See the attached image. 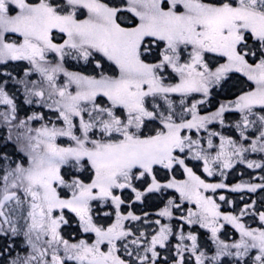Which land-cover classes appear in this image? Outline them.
Masks as SVG:
<instances>
[{"label": "snow or ice", "instance_id": "obj_1", "mask_svg": "<svg viewBox=\"0 0 264 264\" xmlns=\"http://www.w3.org/2000/svg\"><path fill=\"white\" fill-rule=\"evenodd\" d=\"M190 162L264 171V0H0V264H264V210L215 198L264 176ZM125 190L179 231L126 224Z\"/></svg>", "mask_w": 264, "mask_h": 264}, {"label": "flooded vegetation", "instance_id": "obj_2", "mask_svg": "<svg viewBox=\"0 0 264 264\" xmlns=\"http://www.w3.org/2000/svg\"><path fill=\"white\" fill-rule=\"evenodd\" d=\"M24 66L20 67V68H24ZM20 68H17V70L15 71L13 68H9L10 70H14V72H20L22 74L23 70H21ZM70 70H73V69H70ZM237 77H233V81L236 79ZM233 81H230L229 83L231 84ZM238 94V88H235V87H232L230 90H226L225 92H222L219 96L216 97V99L213 101V104L212 105H206L204 109H202L201 113H205L207 114L208 112H211V111H214L215 110V107L218 105V103L221 101V100H225V99H232L234 98V96ZM218 129V128H217ZM11 150V149H9ZM256 156L259 160L260 159V155L259 154H255V153H250V159L252 160H256V158H254L253 156ZM249 171H251L253 173V177H252V182H255V183H260V177L264 176V173L263 171H261L260 169H249ZM198 174H201L203 178H205L208 182L210 183H215V182H218L220 181L221 179L218 177V176H215V177H206L205 174L202 173V170L200 169V171H198ZM223 181L228 184V185H235L237 184V180H226V179H223ZM209 195H212V193H208ZM220 194H223L226 196V198H230L231 195L233 194V192L227 190V189H219L217 190V193L215 194V198L218 200V197ZM244 194H247L249 196V200L247 202H243V203H251L252 201H255V198H257V196L259 194H264V193H260L259 190L257 191V193H248V192H245ZM171 190H168V196H171ZM264 196V195H263ZM167 199V196L165 197V199L163 201H161L160 199L158 200H155V199H152V200H145L143 201V203H139V202H135L133 204H131V207H128L127 209H123V213L126 214L128 211H133L134 214L136 215H139L141 216L142 218H145L144 217V214L147 213L148 216L150 217L151 221H155L156 219H161V222L162 223H165V224H170L172 225L177 231H179V224L180 222L178 220H168L166 218H161V217H158L156 214V206L160 203V202H165ZM221 203V202H220ZM263 204V201L261 200V207L258 209V210H264V206H262ZM135 205L137 207H135ZM222 209V208H221ZM109 211H111V209H107ZM222 211H225V212H228V210H226L225 208L222 210ZM147 216V217H148ZM174 216H178V214H174ZM251 219V218H250ZM115 220V216L111 215L110 217H104L101 219L100 222L104 223L106 226L110 223H112L113 221ZM252 220V219H251ZM258 221L257 223H253V220L252 222L249 224L251 225L252 227H256L258 226ZM126 224H128V221L126 222ZM154 227L153 228H150L149 227V230H148V233H152L153 230L157 227L156 225H153ZM74 225L72 227H66L65 228V234L66 235H71L73 234V229H74ZM189 229L188 226H185V230ZM197 229L199 231V236L203 237L202 239V242L201 243H204L206 240L204 239V236L207 234L205 230L203 229H199L198 226H197ZM191 230V229H189ZM197 231V232H198ZM224 231H227L228 232V236L226 237V240H231L232 238H238V234L235 233V230L229 225V226H226V228L224 229ZM224 236V235H222ZM150 238V236H149ZM178 243L177 239L175 237H170V246L174 248V246ZM162 254V256L164 255H169V253L164 250V249H160L159 250ZM186 257H187V254H186Z\"/></svg>", "mask_w": 264, "mask_h": 264}, {"label": "rangeland", "instance_id": "obj_3", "mask_svg": "<svg viewBox=\"0 0 264 264\" xmlns=\"http://www.w3.org/2000/svg\"><path fill=\"white\" fill-rule=\"evenodd\" d=\"M22 66H24V65L21 63L19 65H9V68H13L16 71L17 68H20ZM20 69L23 70V68H20ZM14 70H12V71L14 72ZM20 101L22 102V97L20 98ZM25 107H27V106H25ZM201 114H205V113H201ZM236 118H237V115L236 114L229 113V114H227V120H226V122H229L230 123V122L234 121ZM210 127L214 128V130H216V131H222L225 135H234V133L233 132H229L227 128L221 129L220 126H219V124L212 125ZM202 135H206V133H202ZM216 142L217 143L219 142L218 141V138H217ZM253 157L256 158V160L258 159L255 155ZM247 158L249 160H252V159H250V153L247 154ZM193 164H195V162H190V166H192ZM200 169H201V166L198 165V164H195V169L194 170L197 171V173H198V171H200ZM263 173H264V171H263ZM218 177L220 179H226V180H232V179H234V180H237V183H241L242 181L252 180L253 173L251 171H249V168L246 167V164H237V165L234 166L233 169H229L228 170L226 177H220V176H218ZM180 178H183V177H180ZM244 193L245 192H233V194L231 195L230 198H228V200L234 201V205L233 206H229V205L224 204L223 202H221V208H222V210L225 208L226 210H228V212H231L233 210V207H235L237 210L240 207H242L243 204H244L243 202H247L249 200V196L247 194H244ZM171 194L173 195L172 190H171ZM175 195L178 196V194H175ZM263 195L264 194H259L257 196V198H255V201L257 202V204H256V208L257 209H259L261 207V200L263 201L262 206H264V196ZM242 197H243V199H241ZM123 198L125 199L126 202L122 206V211H123V209H127L129 207V204H133V203L136 202L134 200V194L130 190H125L123 192ZM152 199L158 200V198L156 196H151V197L147 198V200H152ZM165 202H160L156 206V208H155L156 213L161 208L164 207V203ZM139 203L142 204L143 202H139ZM135 207H137V206L135 205ZM174 214H178V216L180 215L179 212H175ZM112 215L115 216L114 215V212H113ZM143 219L144 218H142V220L139 221V222H131V221H128V225L129 226L142 227L143 230H145L146 232H148L149 227L150 228H153L154 227L153 226L154 223L144 224L143 223ZM147 219L149 221H151V219H150L149 216L147 217ZM244 222L246 224H250L252 222V220L249 217H245L244 218ZM253 223L256 224L257 221H255V222L253 221ZM196 230L198 231L197 228H196ZM187 231H189V229L185 230V234H187ZM198 233H199V231H198ZM222 235H224V236H222V238L223 239H226V237L228 236V232L223 230ZM199 238H200V241L202 242L203 237L202 236L201 237L199 236ZM204 239L207 240V234L204 236Z\"/></svg>", "mask_w": 264, "mask_h": 264}]
</instances>
